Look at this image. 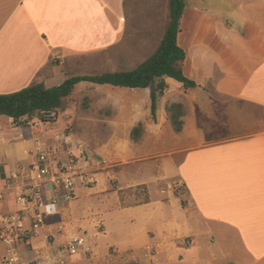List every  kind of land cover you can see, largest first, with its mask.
Returning a JSON list of instances; mask_svg holds the SVG:
<instances>
[{"label":"crops","instance_id":"1","mask_svg":"<svg viewBox=\"0 0 264 264\" xmlns=\"http://www.w3.org/2000/svg\"><path fill=\"white\" fill-rule=\"evenodd\" d=\"M183 1L176 42L184 51L181 71L196 87L189 93L180 83L164 77L160 95L182 92L189 98L198 96L193 99L196 110L210 121L213 112L219 111L207 98L206 88L211 85L216 95L240 103L227 114L228 128L239 125L247 131L185 150L175 167L190 207L180 205L176 221L159 218L163 233L155 237L149 232L152 242L138 248L147 262L155 264H264V119L246 114L248 110L264 113V0ZM168 5L169 0H0V95L42 82L39 73L54 58L65 62L121 49L128 36L156 26L162 32L148 59L167 25ZM64 76L54 68L51 78L62 77L59 85ZM172 104L182 106L181 131L191 130L200 137L198 118L191 121L181 101L163 102L160 114L169 117L167 107ZM7 119V125L0 121L11 133L5 136L0 132V159L5 161H0V187L5 190L2 205L12 212L20 209L13 194L18 181L12 177L28 175L34 159L28 157L27 150L22 156L15 151L22 135L16 128H8L13 121ZM52 194L55 192L46 187L45 196ZM151 205L149 200L121 207L151 209ZM43 230L26 238L30 252L24 251V244L17 247L21 264L32 261L33 250L45 245L39 241ZM171 244L179 245L183 252H175L177 248ZM149 248L154 249V255ZM2 249L0 246V252Z\"/></svg>","mask_w":264,"mask_h":264},{"label":"rangeland","instance_id":"2","mask_svg":"<svg viewBox=\"0 0 264 264\" xmlns=\"http://www.w3.org/2000/svg\"><path fill=\"white\" fill-rule=\"evenodd\" d=\"M161 32L154 26L150 31L139 30L128 36L121 49L76 56L65 62L54 58L39 73V78L42 83L54 87L62 79L51 78L54 68L62 70L66 78L132 69L152 53ZM153 88L156 89L155 82L146 89L82 82L65 99L58 116L44 117L47 123H42L38 116L20 124L9 121L8 128H16L22 135L15 151L22 156V151L27 150L28 157L34 159L29 166L35 163L39 153H44L53 168L72 165L73 172L81 173L76 176L72 200H60L58 192L50 197L43 193L46 206L41 209L45 212L44 230L39 241L45 245L33 250L34 256L30 257L32 261L29 264H155L147 262L144 251L138 247L152 242L149 232L155 237L163 233L159 218H173L175 221L179 218L181 201L184 208L190 207L189 196L175 167L182 154L191 147L227 139L235 135L230 133L242 131L243 127L228 128L227 114L229 110L239 108L235 104L240 103L216 95L211 85L206 88L207 98L219 111L213 112L210 121L196 110L193 99L198 96L190 99L182 92L169 91L167 96L155 91L156 115L153 117L150 111ZM192 91L187 90L189 93ZM174 100L186 104L184 114L191 121L198 118L200 137L197 138L191 130L188 133L175 132L169 117L160 114L163 102L169 105ZM246 114L249 118L256 114L264 119L262 111L248 110ZM0 121L8 124V119L3 116H0ZM137 125H140L141 134L134 141L130 134ZM5 126H0V132L10 135ZM191 128L195 130L193 126ZM192 137L194 142L189 141L194 140ZM30 172L29 169L28 175L16 173V178L12 177L18 181L14 187L28 185L32 177ZM146 198L152 202L150 208L153 210L123 208L138 205ZM53 199L57 203L49 206L48 202ZM0 212H10L5 210L2 202ZM74 237L83 239V245L76 254H70L66 246ZM23 244L26 246L24 251L30 252L26 241L19 242L17 247ZM171 247L177 248L173 249L177 253L183 252L179 245L171 244ZM132 248L134 251L127 253ZM16 251L18 264H21V250L16 248ZM149 251L154 255V249L149 248ZM59 252L63 253L60 258L57 256ZM2 257H7V254L0 252V259ZM163 258L161 255L160 259Z\"/></svg>","mask_w":264,"mask_h":264},{"label":"trees","instance_id":"3","mask_svg":"<svg viewBox=\"0 0 264 264\" xmlns=\"http://www.w3.org/2000/svg\"><path fill=\"white\" fill-rule=\"evenodd\" d=\"M183 0H169L168 22L161 37L159 46L155 52L144 62L130 71L104 72L96 75L71 76L66 78L61 84L54 87H46L42 82L30 85L17 92L0 95V116L12 119L15 124H20L38 116L42 123H47L43 113H54L58 116L63 107V103L68 98L74 87L82 82L94 85H110L129 89H146L154 82L156 89L151 91V115L156 112V94L164 88L163 78H171L180 83L184 89L196 87L195 82L187 79L180 68V63L184 59V51L177 45L176 38L179 31V22L184 10ZM169 119L175 132L181 131L182 106L172 104L167 107ZM141 134L140 125L131 131V138L136 141ZM146 198L139 204L148 202ZM138 204V205H139ZM184 207V202L181 201Z\"/></svg>","mask_w":264,"mask_h":264},{"label":"built area","instance_id":"4","mask_svg":"<svg viewBox=\"0 0 264 264\" xmlns=\"http://www.w3.org/2000/svg\"><path fill=\"white\" fill-rule=\"evenodd\" d=\"M42 115L43 117L55 116L52 112ZM82 157L84 159V155ZM30 171L31 182L24 187L13 188L14 199L20 209L6 214L0 212V246L3 247L4 254H7V257L0 259V264H18L17 244L25 241V238L32 234H38L42 228L45 212L41 209L46 206L43 195L45 188L49 186L55 194L58 192L60 200H72L75 196L76 176L81 175V173L73 172L72 165L53 168L44 153L37 155ZM3 192L4 190L0 187V202L3 201ZM56 203L53 199L48 202V205L52 206ZM30 206L33 208L30 209ZM30 210L32 215L27 214ZM82 245L83 239L74 237L68 242L66 250L70 254H76Z\"/></svg>","mask_w":264,"mask_h":264}]
</instances>
